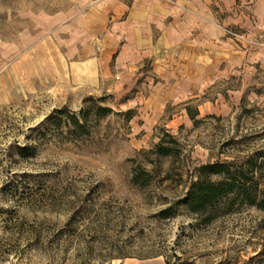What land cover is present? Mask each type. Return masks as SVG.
Returning <instances> with one entry per match:
<instances>
[{"label": "rangeland", "instance_id": "1", "mask_svg": "<svg viewBox=\"0 0 264 264\" xmlns=\"http://www.w3.org/2000/svg\"><path fill=\"white\" fill-rule=\"evenodd\" d=\"M130 4L0 0V70L36 39L80 37L90 14L111 26ZM151 62L118 88L39 77L0 102V264H167L175 252L182 264H264L263 209L237 204L209 224L185 208L159 215L188 191L196 167L264 151V63L221 69L164 108L149 101L159 81ZM187 107L199 110L197 122ZM59 109L88 117L89 133L58 126ZM167 133L178 156L154 152ZM137 167L149 171L148 185L133 183ZM260 171L264 181V160Z\"/></svg>", "mask_w": 264, "mask_h": 264}, {"label": "crops", "instance_id": "2", "mask_svg": "<svg viewBox=\"0 0 264 264\" xmlns=\"http://www.w3.org/2000/svg\"><path fill=\"white\" fill-rule=\"evenodd\" d=\"M91 16L83 19L80 37L71 27L62 39L45 35L10 60L0 70V102L39 77L92 91L118 88L152 61L159 81L149 101L165 108L213 83L221 69L264 63V0H131L111 26Z\"/></svg>", "mask_w": 264, "mask_h": 264}, {"label": "trees", "instance_id": "3", "mask_svg": "<svg viewBox=\"0 0 264 264\" xmlns=\"http://www.w3.org/2000/svg\"><path fill=\"white\" fill-rule=\"evenodd\" d=\"M191 119L197 122L199 110L187 107ZM108 107H99L98 114L105 115ZM58 115V116H57ZM54 117L58 126L66 125L72 136L88 134V117L59 109ZM179 140L172 134H165L155 145L154 152L158 156L173 157L180 154ZM23 152L24 149L22 148ZM264 151H257L243 159L217 161L202 164L195 168L194 177L188 191L173 204L159 212L163 217H175L182 208L201 217L206 223H212L222 215L232 212L237 204L256 206L264 210V181L260 176L263 167ZM149 171L137 167L132 178L133 183L146 186L149 184ZM160 255V254H159ZM175 257L178 261L182 256L176 252L165 256L167 264ZM185 261V260H184ZM183 260L180 261L182 264Z\"/></svg>", "mask_w": 264, "mask_h": 264}, {"label": "built area", "instance_id": "4", "mask_svg": "<svg viewBox=\"0 0 264 264\" xmlns=\"http://www.w3.org/2000/svg\"><path fill=\"white\" fill-rule=\"evenodd\" d=\"M226 31L230 36L237 37V38H242V35L239 32H236L235 30L231 28H226Z\"/></svg>", "mask_w": 264, "mask_h": 264}]
</instances>
